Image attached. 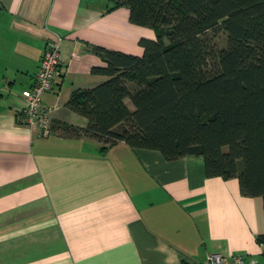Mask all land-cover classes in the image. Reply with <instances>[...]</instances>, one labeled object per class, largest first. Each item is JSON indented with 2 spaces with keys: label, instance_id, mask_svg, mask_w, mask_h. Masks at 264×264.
Segmentation results:
<instances>
[{
  "label": "crops",
  "instance_id": "crops-1",
  "mask_svg": "<svg viewBox=\"0 0 264 264\" xmlns=\"http://www.w3.org/2000/svg\"><path fill=\"white\" fill-rule=\"evenodd\" d=\"M107 0H0V264H201L207 253L263 260L262 198L236 177H207L201 156L167 160L120 141L47 136L19 117L40 57L60 37L59 74L42 95L50 124L84 127L72 90L106 79L89 47L142 54L152 27ZM132 109L129 99L125 100Z\"/></svg>",
  "mask_w": 264,
  "mask_h": 264
},
{
  "label": "trees",
  "instance_id": "trees-1",
  "mask_svg": "<svg viewBox=\"0 0 264 264\" xmlns=\"http://www.w3.org/2000/svg\"><path fill=\"white\" fill-rule=\"evenodd\" d=\"M120 6L155 38L139 39L141 55L92 44L104 63L90 71L106 79L66 102L87 123L51 131L103 152L122 141L167 160L201 156L207 177H236L242 195L260 196L264 216V0H107L105 11ZM256 242L264 258V231Z\"/></svg>",
  "mask_w": 264,
  "mask_h": 264
},
{
  "label": "built area",
  "instance_id": "built-area-1",
  "mask_svg": "<svg viewBox=\"0 0 264 264\" xmlns=\"http://www.w3.org/2000/svg\"><path fill=\"white\" fill-rule=\"evenodd\" d=\"M60 63V37H56L45 47L32 85L22 91L25 107L19 121L43 136L51 132L49 114L53 107L42 104V95L51 88L53 79L59 74ZM201 264H264V259L260 261L255 257L244 258L239 254L225 256L219 252H210Z\"/></svg>",
  "mask_w": 264,
  "mask_h": 264
},
{
  "label": "rangeland",
  "instance_id": "rangeland-1",
  "mask_svg": "<svg viewBox=\"0 0 264 264\" xmlns=\"http://www.w3.org/2000/svg\"><path fill=\"white\" fill-rule=\"evenodd\" d=\"M217 42H218V46H224L225 45V37L223 33L219 34V37L216 38Z\"/></svg>",
  "mask_w": 264,
  "mask_h": 264
}]
</instances>
